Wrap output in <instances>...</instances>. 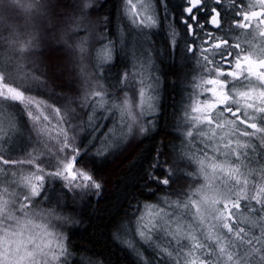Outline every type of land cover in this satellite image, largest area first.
<instances>
[{
	"label": "snow or ice",
	"instance_id": "snow-or-ice-1",
	"mask_svg": "<svg viewBox=\"0 0 264 264\" xmlns=\"http://www.w3.org/2000/svg\"><path fill=\"white\" fill-rule=\"evenodd\" d=\"M163 2L168 19L170 5ZM126 4L134 23H159L155 9L142 15L133 0ZM94 10V0H0V114L20 106L37 135L55 141L45 142L52 157L47 167L32 153L12 159L0 152V165L6 166L0 168V264H67L68 238L51 220L69 218L56 209L37 211L36 205L46 197L48 178L60 182L65 195L101 188L81 166L91 149L77 142L78 112L85 113L91 129L84 140L103 128L99 136L108 138L105 146L108 140L117 147L130 143L154 126L155 96L146 91H154L152 84L141 80L136 100L126 92L123 100L105 99L100 81L112 51L108 45L95 55L91 51L89 33L101 23L90 20ZM172 18L185 38L183 51L199 56L201 75L194 83L196 98L190 96L184 109V137L194 142L198 136L203 146L199 155L175 158L157 151L144 182L148 189L170 187L192 174L177 176L179 162L194 161L203 183L176 193L175 200L165 198L164 206L148 205L147 219L139 217L134 231L165 264H264V0H179ZM178 34L174 27L170 48L175 45L177 53ZM34 87H51L62 103L38 100ZM98 108L103 111L97 113ZM104 112L119 113L118 129L92 124L110 119ZM5 120L7 128L0 133L7 142L17 124L10 114ZM20 165L30 166L26 174L10 170ZM125 244L136 247L135 241Z\"/></svg>",
	"mask_w": 264,
	"mask_h": 264
},
{
	"label": "trees",
	"instance_id": "trees-1",
	"mask_svg": "<svg viewBox=\"0 0 264 264\" xmlns=\"http://www.w3.org/2000/svg\"><path fill=\"white\" fill-rule=\"evenodd\" d=\"M171 1L168 0V3L173 6ZM122 2L123 0H94L95 10L90 14L93 23L101 22L96 26L94 34L97 37L94 38L101 37L99 39L101 41L108 39L114 41L113 58L104 66L101 85L107 91V96L115 94L117 100L124 99V93L121 96L117 90L121 80L126 81L132 77L127 69L128 56L120 44L119 34L121 31H136L131 22L130 25L120 22L123 20ZM146 30V40L154 54L161 76L157 112L152 117L154 126L144 137H138L130 143L122 142L121 146L117 147L112 140H108L105 146L108 138L99 136L101 130L91 139L84 140L91 130L90 125L86 123L83 132L76 134L77 142L83 141L85 148L91 149L81 161V166H86L94 174L101 188L88 190L87 194L65 195L62 184L48 178L46 197L36 205L46 211L56 209L60 215L69 218L70 224L64 231L71 252L67 264H74L78 258L85 260L87 264H165L153 247L143 244L136 236L134 229L138 218L146 214L148 205L164 206L165 198L175 200L176 193L191 192L194 187H199L203 183L196 173L194 161L191 164L180 161L177 176L189 172L191 175L181 176L170 187L162 185H153L151 189L145 187V170L157 151L171 153V157L175 158L177 154L185 153L188 149L189 155L192 152L197 154L196 149L200 144L198 138L194 142H186L185 121H175L179 116V105L183 99L181 87L187 79L190 60L185 54L177 55L176 59L168 55V39L163 29L155 30L156 32L152 34L150 29ZM99 40L95 41L94 45ZM110 44L113 45L112 42ZM91 51L94 55V48ZM179 58L183 60L181 64L178 62ZM125 74H128L126 80L123 79ZM47 89L48 94L42 95V88L36 87V95L59 106L62 101L52 95L51 87ZM18 107L16 106V109L12 107L15 110L12 113L16 118L19 112L24 119L21 116L17 121L16 118L17 132L10 133L7 142H4V136L0 135V152L12 159H23L28 153H32L33 156H40V161L44 162L43 152L38 150L36 153L33 150L38 149L40 136L39 144L35 146L37 133L32 121ZM118 122L111 121L109 128L115 126L118 128ZM31 130L34 134L32 139ZM97 137L100 143L95 142ZM113 139L116 138L113 136ZM93 144L96 146L92 147ZM3 167L6 166L0 165V168ZM29 168L28 165H20L10 170L23 171L26 174ZM0 179H3L2 173ZM118 226L122 229L120 232H117ZM125 241H135L136 247H129Z\"/></svg>",
	"mask_w": 264,
	"mask_h": 264
},
{
	"label": "rangeland",
	"instance_id": "rangeland-1",
	"mask_svg": "<svg viewBox=\"0 0 264 264\" xmlns=\"http://www.w3.org/2000/svg\"><path fill=\"white\" fill-rule=\"evenodd\" d=\"M133 3H135L137 5L136 11H140L142 13V15L152 14V11L154 9V5H153L151 0H133ZM141 3H143L145 5H151V7L147 8V10L141 9V7H140ZM128 7L129 6L126 4V0H123L122 12H121V17L123 18V20H121L120 22H122V24L127 23L129 25L131 22L133 24L131 26L134 29H136V31L135 32L121 31L119 34V39H120V44L123 46L125 53L130 58L129 59L127 57L126 60L128 63L127 69L130 73V76L132 75V77H131V79H128L126 81L121 80L117 90L119 92V95L122 96L123 93L125 94V92H126L130 99L136 100V99H138V95H137L138 91L142 87L140 81L143 80L145 86L149 85V84L153 85L154 91L152 89H148V88H146V91H148L150 95L155 96L154 103L157 106L158 105V97L160 95L161 76L159 75L160 74L159 68L156 65L155 59L153 58V55H152L151 50L149 48L148 42L146 40L147 39V30L146 29L151 28V27H145L144 25H141L139 23V20H137L134 23L132 14L127 11ZM89 36H90V44L92 45V48H94V55H95L96 51L101 48L102 45H108L111 48L112 58H113L114 41H110V39H108L106 41H101V40H99L101 37L94 38V37H97V35H95L94 32H90ZM97 40H99V41L94 45L95 41H97ZM110 42H112L113 45H111ZM92 48H91V50H92ZM186 56L190 60V61H188L189 62V69L187 71V79L185 80V82L183 84L184 87H183V85L181 87L183 99L179 105V111H178L179 116H178V118L176 117L175 121H185L184 120V109L187 107V105L189 103V97L190 96L192 97V99L196 98V93L198 90L194 88V83L198 81V77L201 75L200 64L197 62L198 59H196L192 56H189V55H186ZM182 61L183 60L181 58H179L178 62L180 64ZM26 70L27 69L25 68L23 71H26ZM157 80H158V83H156ZM100 83H101V81H100ZM41 88H42L41 91H43L42 95H47L49 90L47 88H43V87H41ZM35 89H36V87L33 88L32 95L36 96L38 100H44L47 103L51 104L46 99L40 97L39 95L37 96ZM108 97H112L114 99L116 98L115 94H112V95L110 94L109 96H106L105 99H108ZM115 100H117V98ZM120 100H122V99H120ZM120 100H117V101H120ZM109 103H112V100H109ZM106 107H107V105H105V108ZM13 108L16 109V106L14 105ZM13 108L11 107L10 108L11 110L7 109L3 114H0V121H4V123H0V128H5V129L7 128V122L5 120V116L8 114H10L15 121H16V118H17V121L19 118H21L22 115L19 112H17L16 118H15L14 114L12 113V112H15V110ZM18 109L20 111L22 110V108L20 106L18 107ZM85 111H87V110H85ZM101 111H103V110L99 109V108L97 109V113H100ZM22 112H23V110H22ZM156 112H157V107H156ZM104 115L110 116V119L99 120V121L93 120L92 124L99 122L102 125L109 128L111 121H114V123L116 121H119V113L118 112H116L115 114L104 112ZM152 117L153 116H151V119H152ZM23 119H24V117H23ZM52 123L55 124L56 121L53 120ZM86 123L88 124V117L85 115L84 112H78L77 113V119L74 122L75 134H77L79 132H83V129H84ZM65 127H66V125H65ZM111 127H113V126H111ZM119 127H120V124L118 122V128ZM89 128H90V126H89ZM115 128L118 129L116 126H115ZM100 130L103 131V128L92 133V137L95 134H97ZM184 133H185V130H184ZM0 135L3 136V133H1ZM52 135L54 136L55 132H53ZM114 137L117 138V135H114ZM32 138H34V134H33V131L31 130L30 139H32ZM197 138L200 142L201 138L198 136H197ZM45 142H47L49 144V146H51L53 144L54 140H48L47 135L43 136V138H42V136H40V145L38 146V149L35 148L33 150H34V152H36V151L38 152V150L43 152V157L45 159L44 165L47 167V162L49 160H51L52 157L49 154L48 149L45 147ZM95 142L100 143V140L96 139ZM38 144H39V136L36 135L35 136V146ZM202 146L203 145L199 144L196 151H198V148L202 147ZM39 148H41V149H39ZM188 152H189V149L185 151V153H188ZM197 155H199V152H197ZM36 157L38 158V161H40V156H36ZM53 163H54V161H53ZM36 210L39 211V210H41V208L36 207ZM147 212H148V208H147ZM147 212L144 215L145 219H147ZM51 224L54 226L56 231H58V232L62 231L64 233V231L67 229V227L69 226L70 223L69 222L65 223V222H61V221L52 219ZM74 264H87V263L85 262V260L78 258L74 262Z\"/></svg>",
	"mask_w": 264,
	"mask_h": 264
},
{
	"label": "flooded vegetation",
	"instance_id": "flooded-vegetation-1",
	"mask_svg": "<svg viewBox=\"0 0 264 264\" xmlns=\"http://www.w3.org/2000/svg\"><path fill=\"white\" fill-rule=\"evenodd\" d=\"M151 1H152L153 5H154V9L156 11V14H157L159 23L157 24L156 27L148 28L151 31L150 34H152L153 32H156L155 30H160V28L164 30V33L166 35V38L168 39V43H167L168 44V51L167 52H168V55L170 57H172V59H176L177 55L182 56V54H186V55L192 56V57H194L196 59H199L198 54L196 56H194L191 53H186L185 51H183V49H184V39L185 38L183 36V32L180 31V26L178 24H176L175 20L172 18V9L176 7V5L178 4L179 0H172L171 1L173 6H170L168 8V15H169V18L168 19H164L165 13H164V10H163L164 9V2H163V0H161L160 4L158 6H157V3H156V0H151ZM174 27L177 29V31L179 33L176 36V41L179 43V48L181 50L179 53H177L175 51V45H173L170 48V43L172 41V29ZM151 53H152V51H151ZM152 55H153V58H154V54L153 53H152Z\"/></svg>",
	"mask_w": 264,
	"mask_h": 264
}]
</instances>
